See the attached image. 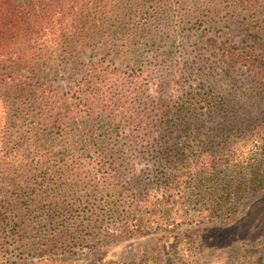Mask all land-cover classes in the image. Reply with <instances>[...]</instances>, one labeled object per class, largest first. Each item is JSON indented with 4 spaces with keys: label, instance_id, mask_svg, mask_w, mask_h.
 <instances>
[{
    "label": "rangeland",
    "instance_id": "obj_1",
    "mask_svg": "<svg viewBox=\"0 0 264 264\" xmlns=\"http://www.w3.org/2000/svg\"><path fill=\"white\" fill-rule=\"evenodd\" d=\"M103 4L113 9L103 16L113 25L110 33L77 48L67 65L41 68L32 81L38 95L32 102L43 97L39 103L63 106L61 98L89 73L100 90L95 99L100 104L105 99L107 109H97L82 125L85 113L78 108L75 113L81 115H72L71 121L77 124L72 134L77 142L71 144L61 140L53 121L39 117V108L29 100L23 108L32 118L20 114L10 121L16 126L21 117L23 127L30 122L46 127L51 140L40 133L27 143L42 154L50 152L40 161L53 167L45 181L43 173L17 170L20 159L9 152L22 140L3 135L5 113L12 110L13 116L19 106L0 101V221L9 219L0 225V264H264V0ZM203 99L196 113L207 126L165 135L160 108L169 112ZM110 116L142 117L145 123L127 135L123 125H111ZM172 116L163 115L165 120ZM191 117L183 124H191ZM82 130L94 142L86 145L75 138H82ZM166 140L169 145H163ZM67 149L85 151L84 158L76 174L58 178V161L52 156L61 157ZM167 152L182 157L177 169L200 166L172 192L175 200L190 201L188 223L130 238L119 227L136 200L134 191L145 200L149 189L169 186L154 178L157 171L169 173L163 162ZM204 162L232 165L226 173L214 174L226 183L233 178L234 186L255 182L251 192L240 194L228 218L195 221L197 200L213 193L211 171L200 176ZM6 167L12 169L8 177ZM235 171L240 174L234 176ZM234 189L227 193L235 197ZM177 207L181 209L179 203Z\"/></svg>",
    "mask_w": 264,
    "mask_h": 264
},
{
    "label": "trees",
    "instance_id": "obj_2",
    "mask_svg": "<svg viewBox=\"0 0 264 264\" xmlns=\"http://www.w3.org/2000/svg\"><path fill=\"white\" fill-rule=\"evenodd\" d=\"M3 1L0 6L2 17L0 23V101L17 103L16 105L19 106L15 115L11 116L12 110H9L10 113H5L6 131L3 139H5V136L11 135L22 140L17 149L9 152L15 158L20 159V167L17 170L25 173V169H28V174L33 172L35 175L43 173L42 177L45 181L47 176L50 175L49 169H53V167L50 168L51 166L49 167L47 162L40 161L47 160L49 158L47 154L50 152L42 154L37 146L34 147L27 143L28 139H32L33 136L36 137L37 135H45L51 140L46 127L37 128L32 122L23 127L21 117L16 119V123H14L16 126H13L10 121L12 117L20 114L27 115L28 120L32 118L31 112H28L23 106L27 103V100L32 102L35 95L38 97L36 89L33 90L35 87H33L32 81L38 77L41 68L52 66L51 69H53V65L58 62L67 65V60L74 58L73 54L77 48L84 47L87 42L94 41L95 37L102 36L103 33H110V28L113 25L103 19V16L106 13L109 14L113 9L110 5L103 4L108 0H30L20 4H16L14 0ZM111 34L116 35V32ZM89 79L91 77L88 73L73 89L65 94V97L61 98L63 106L57 107L55 104H48L47 106L39 103V99H43V97L32 102L39 108V117H42L41 119L48 117L53 121L54 130H57L60 136L63 137L61 140L68 141V144L77 142L72 136L77 124L71 123V121L74 119L72 115H81V112H79L80 114L75 113L78 108L84 109L85 113V121L82 125L87 120L93 119L92 114H95L97 109H107L108 104L105 99H101L102 104L98 102V99H95L97 98V91L100 92L96 88L98 84L96 86ZM193 98L198 99L194 95ZM205 102L204 99L201 101L194 100L188 104L174 107L169 111L173 114L172 120H165L163 115L169 112L160 108L161 124L166 133L164 134L171 137L178 132H186L182 129L187 130L194 127L200 129L207 126L196 113L199 110L198 107L203 106L202 104H205ZM65 106H68V108H65ZM7 108L9 109L8 106ZM65 109L66 111H64ZM188 115L193 116L191 117L192 123L184 125V118ZM110 122L111 125L117 123L119 127L123 125L121 128L128 133L127 135L132 133L128 132L130 129L139 128L145 123L142 117L133 116L127 120H119L117 116H110ZM11 127H14V129H11ZM82 131V138L80 136L75 138H79L78 140L86 145L94 142L95 138L92 134L86 132V130ZM52 140L59 139L52 138ZM131 142L135 143V141ZM169 144V140H166L163 145ZM84 153L85 151L78 153L67 149L61 157L52 156L55 161H58V164H56L58 170L54 174L58 178L76 174L75 167L84 158ZM165 154L163 162L169 173L157 171L154 178L157 182L165 181L169 186L168 188L159 186L157 187L159 189L156 190L149 189L145 195L148 198L145 200H141L143 195L140 191H134L136 200H134L127 212V217L119 227V230L125 234L128 233L130 238L134 236L139 238L155 236L164 227L178 228L188 223L187 213H190V201L186 197L175 200L176 196L172 192L185 178L188 179L189 173L192 174L194 171L198 173L200 166L189 165L188 169L184 167L177 169L182 164V157L177 153L176 155L169 152ZM24 160L27 164L24 163ZM202 165L201 177L211 171V187L209 190H212L213 193L208 198L202 197L197 200L194 210L199 213V217H197L199 219L195 221L208 220V218L210 221H214L234 215L241 200L240 194L251 192L253 190L251 186H254L255 182L250 181L247 183L243 181L234 186L232 183L237 182L233 181L234 178L231 179V184H229L218 178V176H214V174L226 173L232 165H219L216 162H213L211 166L208 165V162H204ZM218 166H223V171H218L216 169ZM183 168L188 171L183 173ZM5 170L8 177L12 169L6 167ZM239 174L240 172H234V176ZM21 182L20 185L22 184V186L18 188L20 191L23 190V181L21 180ZM184 184H186V181H184ZM233 187L235 188L234 192L237 191L235 197L227 193ZM178 203L181 205V209L177 207ZM181 210L183 213L180 212ZM8 220L7 216L4 217V220L0 221V225L8 222ZM166 230H169V228H166Z\"/></svg>",
    "mask_w": 264,
    "mask_h": 264
}]
</instances>
